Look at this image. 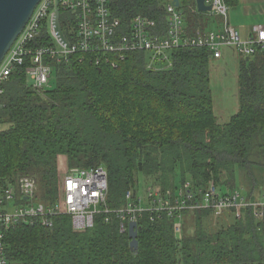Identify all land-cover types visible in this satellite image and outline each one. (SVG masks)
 Returning a JSON list of instances; mask_svg holds the SVG:
<instances>
[{
    "label": "trees",
    "instance_id": "obj_1",
    "mask_svg": "<svg viewBox=\"0 0 264 264\" xmlns=\"http://www.w3.org/2000/svg\"><path fill=\"white\" fill-rule=\"evenodd\" d=\"M171 0H113L124 25L143 15L161 23ZM190 32L209 28L210 12L196 0H180ZM238 0H227L230 6ZM62 11V10H61ZM215 17V16H214ZM217 18V17H216ZM219 25V19H217ZM53 44L44 22L34 46ZM95 61L77 52L52 60L51 86L37 91L25 66L5 85L0 108V184L23 176L38 183L37 198L56 203L64 167L108 170L107 204H125V192L143 181L175 189L190 181L206 189L241 188L251 200L264 195V51L238 60L239 106L229 121L215 112L211 52L172 51L173 65L153 70L143 51L124 59ZM183 234L168 215L139 220L138 253L115 213H100L93 227L75 231L72 217L59 215L52 227L20 222L5 232L9 264H264V218L251 207L216 215L185 210Z\"/></svg>",
    "mask_w": 264,
    "mask_h": 264
},
{
    "label": "built area",
    "instance_id": "obj_2",
    "mask_svg": "<svg viewBox=\"0 0 264 264\" xmlns=\"http://www.w3.org/2000/svg\"><path fill=\"white\" fill-rule=\"evenodd\" d=\"M112 1L41 0L0 64V108L5 85L17 67L25 66L33 87L43 92L51 86L52 60H63L72 53H93L97 64L109 62L116 66L113 56L124 59L128 52L143 51L147 68L161 70L173 65L172 51L178 48H205L214 59L223 58L227 48L241 57L264 51V24H253L252 33L243 37L231 24L227 0L207 1L212 4L210 13L219 19V25L215 29L198 28L195 33L190 32L185 10L173 0L165 5L166 19L161 23L137 15L127 25L113 13ZM56 6L68 44L60 40L55 30ZM61 10L70 12L69 22H62ZM44 22L48 23L53 44L36 47L33 43ZM108 193V170L104 165L69 169L62 176L61 196L54 204L37 198L38 183L31 176H23L6 188L0 184V264H9L5 255L6 230L20 222L52 227L59 215L71 216L74 230L84 231L94 226L98 214H108L109 221L110 214L115 213L120 219V231L128 233L130 222L136 221L139 227L145 214L151 220L168 215L175 219L174 232L180 238L185 210L211 209L220 215L235 208L236 216L241 217L243 209L251 207L257 218H264V195L251 200L243 189L222 191L215 181L206 189H196L190 181L175 189L143 181L126 190L125 204L116 209L109 208Z\"/></svg>",
    "mask_w": 264,
    "mask_h": 264
},
{
    "label": "rangeland",
    "instance_id": "obj_3",
    "mask_svg": "<svg viewBox=\"0 0 264 264\" xmlns=\"http://www.w3.org/2000/svg\"><path fill=\"white\" fill-rule=\"evenodd\" d=\"M229 5V4H228ZM241 8L243 12L244 10H248L250 5L251 10L254 7H258L259 5H263L262 0H238L237 4L234 7ZM233 6L229 5V13L230 9ZM249 14V13H248ZM250 17H258V14L253 12V15L249 14ZM211 20L208 25L209 28L215 29L217 25V19L214 16H210ZM61 19L62 22H69L71 19L70 12L65 10L61 11ZM252 28V27H251ZM251 28L247 33L248 37L252 31ZM245 37V36H243ZM239 57L233 49L227 48L225 50L224 57L221 59H213L212 61V88L214 95V105L215 112L219 118L220 122H227L231 118L233 114L238 109L239 100H238V60ZM67 167H64V172H67ZM16 200L12 202L15 205Z\"/></svg>",
    "mask_w": 264,
    "mask_h": 264
},
{
    "label": "water",
    "instance_id": "obj_4",
    "mask_svg": "<svg viewBox=\"0 0 264 264\" xmlns=\"http://www.w3.org/2000/svg\"><path fill=\"white\" fill-rule=\"evenodd\" d=\"M41 0H0V64L31 18L36 6ZM208 0H196L197 9L200 12H210L213 8ZM176 6H180V0H173ZM53 23L61 41L68 44L60 21V9L56 6ZM138 223L132 221L129 224L130 247L138 253Z\"/></svg>",
    "mask_w": 264,
    "mask_h": 264
},
{
    "label": "crops",
    "instance_id": "obj_5",
    "mask_svg": "<svg viewBox=\"0 0 264 264\" xmlns=\"http://www.w3.org/2000/svg\"><path fill=\"white\" fill-rule=\"evenodd\" d=\"M256 1V0H255ZM263 4H264V0ZM231 7L230 11V21L231 24L240 32L242 36H247L249 29L253 26V24H264V6L259 5L258 7L252 8L249 5L248 10H244L243 12L241 8ZM253 12L258 14V17H250L249 14L253 15ZM249 13V14H248ZM218 27V25H216Z\"/></svg>",
    "mask_w": 264,
    "mask_h": 264
},
{
    "label": "bare ground",
    "instance_id": "obj_6",
    "mask_svg": "<svg viewBox=\"0 0 264 264\" xmlns=\"http://www.w3.org/2000/svg\"><path fill=\"white\" fill-rule=\"evenodd\" d=\"M90 168V167H89ZM46 203V202H45Z\"/></svg>",
    "mask_w": 264,
    "mask_h": 264
}]
</instances>
